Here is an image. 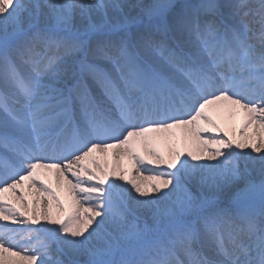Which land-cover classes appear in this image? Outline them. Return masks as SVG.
Listing matches in <instances>:
<instances>
[{"label":"snow or ice","instance_id":"obj_1","mask_svg":"<svg viewBox=\"0 0 264 264\" xmlns=\"http://www.w3.org/2000/svg\"><path fill=\"white\" fill-rule=\"evenodd\" d=\"M0 264H264V0H0Z\"/></svg>","mask_w":264,"mask_h":264},{"label":"rangeland","instance_id":"obj_2","mask_svg":"<svg viewBox=\"0 0 264 264\" xmlns=\"http://www.w3.org/2000/svg\"><path fill=\"white\" fill-rule=\"evenodd\" d=\"M217 119V122L220 123L221 127L224 128L226 131H228L230 134L231 133H239L240 130V126L242 123V119L243 116L242 114H237L235 117H228L227 115L224 116H216L215 117ZM214 133H205L204 135L208 136V135H213ZM126 167H127V162H125ZM149 170L152 171H156V170H166L165 166H160L159 169H156L153 165H145V172L143 173V175L145 176V179L143 180V184L148 185L150 183H152V181H149L146 177L150 174ZM128 178H131L130 176ZM155 195V194H153ZM61 200L62 202H64L65 204V208L67 210V199L65 200V198H62ZM41 224H45V221H41ZM39 226V225H37Z\"/></svg>","mask_w":264,"mask_h":264},{"label":"bare ground","instance_id":"obj_3","mask_svg":"<svg viewBox=\"0 0 264 264\" xmlns=\"http://www.w3.org/2000/svg\"><path fill=\"white\" fill-rule=\"evenodd\" d=\"M44 179H45L46 184H49L53 190H56V183H55V176L54 175H49V176L45 177ZM60 195L63 196L66 200V197L64 196V194L62 192L60 193Z\"/></svg>","mask_w":264,"mask_h":264}]
</instances>
